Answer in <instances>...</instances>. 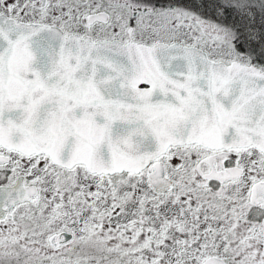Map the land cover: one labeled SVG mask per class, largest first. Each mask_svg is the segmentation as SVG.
I'll use <instances>...</instances> for the list:
<instances>
[{
    "label": "snow or ice",
    "instance_id": "1",
    "mask_svg": "<svg viewBox=\"0 0 264 264\" xmlns=\"http://www.w3.org/2000/svg\"><path fill=\"white\" fill-rule=\"evenodd\" d=\"M0 264H264V0H0Z\"/></svg>",
    "mask_w": 264,
    "mask_h": 264
}]
</instances>
